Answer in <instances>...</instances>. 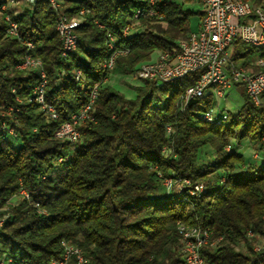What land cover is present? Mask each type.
<instances>
[{
  "label": "trees",
  "instance_id": "obj_1",
  "mask_svg": "<svg viewBox=\"0 0 264 264\" xmlns=\"http://www.w3.org/2000/svg\"><path fill=\"white\" fill-rule=\"evenodd\" d=\"M194 1L156 0L158 16L135 18L138 8H146L143 0H64L69 15L84 6L91 10L76 29V51L67 57L56 30L58 13L47 0L13 16L20 38L6 35L0 14V209L6 207L0 211V255L10 264H53L63 240L83 248V264H183L180 224L209 229L220 240L201 247L205 264H264V92L260 104L244 92L235 112L208 122L202 114L216 104L210 91L185 104L182 98L198 73L171 82H131L136 68L158 51H179L192 17H203L187 6ZM246 1L264 6V0ZM126 26L130 32L124 36ZM108 32L127 50L110 73L121 76L134 96L104 82L92 107L95 119L78 126L80 139L58 138L61 124L89 102L93 82L109 74L103 67L110 54ZM26 41L35 44L42 61L44 96L56 118L31 99L39 73L17 67ZM233 46L235 65L253 68L264 59V45L237 40ZM77 70L82 81L76 80ZM245 143L259 160L240 151ZM167 178L203 183L205 190L169 191ZM250 230L262 239L258 250ZM69 264H78L76 257Z\"/></svg>",
  "mask_w": 264,
  "mask_h": 264
},
{
  "label": "built area",
  "instance_id": "obj_2",
  "mask_svg": "<svg viewBox=\"0 0 264 264\" xmlns=\"http://www.w3.org/2000/svg\"><path fill=\"white\" fill-rule=\"evenodd\" d=\"M197 1L201 5L203 17L199 27L194 29L193 32L188 33V40L180 41V52L174 55L171 51L164 50L163 56L154 60L152 64L141 63L136 68L134 76L135 74H142V80L171 81L182 75L199 74L200 68L212 66V73H208L207 77H198L196 81L197 93L193 97H199L201 93L210 91L215 99L222 98L228 89L239 83L243 85L249 99L255 104H260L261 95L264 92V72L257 73L256 77H244L241 74V66L230 65L228 63V52L234 47L233 43L237 40L259 39L261 36L254 35L255 26H262L264 36V9L261 12H250V4H242L241 0ZM55 2L57 4V0ZM148 2H151V9H149L147 15L158 14L154 10L155 0H148ZM30 3L32 4V0H30ZM85 9L91 12L88 7H85ZM1 13H3L2 7H0ZM60 13L62 16V12ZM139 16L138 14L136 18ZM5 20L9 21L6 18V14ZM61 25H63L65 31V41L62 50L64 47L77 49L79 38H75L69 24H65L62 20ZM9 31H14L15 38H20L19 31L12 22ZM129 32L130 27L126 26L123 33ZM109 39L111 41L114 40L112 35H110ZM31 44L35 46L32 41ZM125 51L126 49L124 48L116 49V54L109 63L108 72L116 66V55H122ZM167 62H175V69H167ZM25 66H34L37 69H43L42 63L39 62V57L35 54L29 61H26ZM103 79L100 80L99 85L102 84ZM208 81H219V89H207ZM94 88L95 86L91 85V98L89 102L75 113L70 121L66 122V127L58 128L56 132L58 138L70 142H77L81 137L78 126L86 120L95 119L92 115L94 99H97L93 96ZM34 98L36 100H44L43 95ZM48 110L51 109L48 108ZM54 112H56L57 117V111ZM204 114L209 116V113ZM5 125L7 124L5 123ZM10 128L13 129L11 126ZM227 149L229 150L228 147ZM169 180H165V184L168 186L174 179L171 178ZM174 181L181 183L182 189L180 191L188 189L192 195L199 194L205 190L203 183L192 185L189 179ZM20 192L26 198H29V194L25 189H21ZM35 205L39 207V204L36 203ZM39 212L45 213V210L39 209ZM3 225L4 218L0 216V232ZM179 230L181 233L180 250L183 253V264H205L200 249L204 245L214 244L212 241V232L209 229L191 228L183 224L179 225ZM248 235L253 237L254 232L250 230ZM62 249L61 256L53 264H69L73 257H76L78 264L84 263L85 256L82 248L79 246L69 240H63ZM10 262L11 259L5 256V254L0 255V264H10Z\"/></svg>",
  "mask_w": 264,
  "mask_h": 264
},
{
  "label": "bare ground",
  "instance_id": "obj_3",
  "mask_svg": "<svg viewBox=\"0 0 264 264\" xmlns=\"http://www.w3.org/2000/svg\"><path fill=\"white\" fill-rule=\"evenodd\" d=\"M38 1L39 0H32V4H31L30 0H8V1L2 0L0 7H2L3 13L6 14V18L9 20V21H6L7 22V29H6V35L7 36H9L11 38H15V32L9 31L11 28V22L18 29V23L13 19V16L19 15L20 13H22L25 10L33 11L35 9ZM47 1L54 8V10L57 11V13H58L57 22H56V30L58 32L62 47L64 46V41H65V31H64L63 25H61L62 20L65 22V24H69L71 26V30H72V33L74 34L75 38H79V36L76 32V29L78 28V26L80 24H82L86 20L87 16L91 15V12H89L85 9L86 6L80 8L74 14L69 15L65 12L64 0H57V4H56L55 0H47ZM143 1L146 4V8L144 6L138 8L136 10L135 15H134L135 18L138 16V14L139 15L147 14L149 9H151V2H148V0H143ZM231 1H238V0H231ZM241 2H242V4H250V12H261L262 9H264V6H261V5L254 6L249 1H246V0H241ZM155 5H156V0L154 2V6ZM154 10H156L155 7H154ZM59 11L62 12V16H61V13ZM148 16H158V14H148ZM159 17L162 18V16H159ZM191 32H193V30H190L189 33H191ZM128 34L129 33H123L124 36H126ZM110 35L113 36V38H114L113 41H111L109 39ZM254 35L261 36V37L259 39L245 40L244 42L249 43V44L256 46V47L264 45V36H263L262 26H255L254 27ZM106 38H107L106 45L110 51V54H109V57L104 61L103 67H104V69L108 70L109 63H110L112 57L116 54V49H121V47L117 44V37L114 34L108 32V34L106 35ZM187 40H188V36L186 39H184L182 41H187ZM25 45H26V52L23 56L22 61L17 65V67L20 69L36 70L39 73L40 81H39L38 85L36 86V88L34 89L33 97L31 99L35 100L40 105V109L43 110L45 112V114H47L51 118H56V112H54V111H56L55 106L46 102L45 96H44L45 87L47 84V75H46V72L43 68V64H42L43 69H37V67H34V66H25L26 61H29L30 58L35 54L36 46H32L31 41H26ZM179 45H180V43H179ZM74 51H76L75 48L64 47V49L62 50V56L67 57L70 53H72ZM179 52H180V49L177 53H179ZM126 53H127V50L122 55H124ZM233 53H234V47L228 52V63L230 65H235V63L232 61ZM119 56H121V55H116V60ZM162 56H163V51H158L156 56L153 59L146 61V62H143V64H152V62L154 60H156L157 58H161ZM39 62L42 63L40 58H39ZM253 68H246V67L241 66V74H243L244 77H256L257 73L264 72V59H261V58L257 59L253 63ZM167 69H175V62H167ZM111 71L112 70H109V73ZM208 73H212V66H204V68H200L199 77H207ZM185 76H187V75H182V76H180L174 80H171V81H175V80L184 78ZM75 77H76V80L82 81V71L77 70L75 73ZM135 78H137L138 80H142V74H135ZM106 80H107V77L105 79H103V82L101 85H99L100 80H96L93 82L92 86H95V88L93 89V96L95 98H98L101 86L103 85V83ZM143 80H150V79H143ZM171 81H163V82H171ZM207 89H219V81H208L207 82ZM89 90H90V98H91V86H90ZM196 93H197V83L186 88V90L184 91V94L182 96V98L184 100V104L190 99L197 98V97H193ZM204 94L205 93H201L199 95V97L204 96ZM42 95L44 96V100H36L34 98V97H41ZM96 100L97 99H94V103L96 102ZM216 101H217V99H216ZM48 108L51 110H48ZM216 110L217 109L214 106L211 110L203 112V114H202L203 119H205L208 122H214L216 119V115H215V113L217 112ZM227 112L228 111H226V109H224V111L221 112L223 118L227 117V115H228ZM204 113H209V116H207ZM2 127L4 128V130L8 134L13 135V129H11L10 126L5 125V122H2ZM63 127H66V122L62 123L59 128H63ZM167 131L168 132L171 131L170 126H167ZM228 148L230 149L229 146H228Z\"/></svg>",
  "mask_w": 264,
  "mask_h": 264
},
{
  "label": "rangeland",
  "instance_id": "obj_4",
  "mask_svg": "<svg viewBox=\"0 0 264 264\" xmlns=\"http://www.w3.org/2000/svg\"><path fill=\"white\" fill-rule=\"evenodd\" d=\"M193 9H199L201 7V5L198 3L197 0H195L194 2L190 3L189 5H187ZM196 20H199V18H197V16H193L192 17V21L193 23L196 21ZM195 24V23H194ZM194 25H192L191 28H193ZM246 49L243 48L240 50L241 53H245ZM156 56V54L153 56V58ZM255 57V54L254 53H249L248 54V58H254ZM138 79L135 78V76L133 75V78L131 79V82L132 83H137ZM105 85H111L113 86L114 88H116L117 90H119L121 93H123V95H125L126 97H133L134 96V92L132 90V88H130L128 85L125 84V81L124 79L119 76V75H116V74H111L109 73L108 76H107V80L105 81ZM245 89L243 87V85H237L235 86V88H230L226 91V94L224 97L222 98H217V101H216V104H215V108L218 107V111L215 113V115L218 117H220V114L221 112L224 111V109H226V111H228L227 113L230 112H235L242 104L243 102V96H242V93H244ZM205 152H211V148L209 147H206L205 149ZM243 152V154L245 155V157H249L250 160H259L260 157L257 156V153L254 151V149L252 148L251 144L249 143H245L242 147H241V150ZM165 153L166 154H169L170 153V150L169 149H165ZM245 170V167H241V168H238L237 171H244ZM169 179L171 178H167V181H170ZM164 189H167V190H171L173 192H179L181 189H182V185L180 182H175L174 180H172V183L168 185L165 184V181H164ZM12 201L14 202H17L18 201V198L17 197H14L12 198ZM6 210V207H2L0 209V211H5ZM46 213V212H45ZM250 237V236H249ZM254 239L255 241L257 242V244L255 245V249L258 250L260 248H257V247H260V243H261V237L257 234L254 233ZM71 241L73 244L77 245L74 241L72 240H69ZM212 241L214 242L213 245H216L217 243H219L220 240H214L212 238ZM79 246V245H77ZM257 246V247H256ZM80 247V246H79ZM240 246H236V249H240L239 248ZM81 248V247H80ZM83 250V248H82ZM241 250L243 251H246L245 249L241 248ZM85 251L83 250V253Z\"/></svg>",
  "mask_w": 264,
  "mask_h": 264
},
{
  "label": "crops",
  "instance_id": "obj_5",
  "mask_svg": "<svg viewBox=\"0 0 264 264\" xmlns=\"http://www.w3.org/2000/svg\"><path fill=\"white\" fill-rule=\"evenodd\" d=\"M200 10H202L201 9V7L199 8ZM195 23V24H194ZM193 23V25H194V27L191 29V30H194V29H196V28H198L199 27V24H200V19L199 20H196L195 22ZM235 86H237V85H234L232 88H235ZM245 92V91H244ZM243 94L244 93H242V96H243ZM216 106H217V104H216ZM216 111H218V107H216ZM219 112V111H218Z\"/></svg>",
  "mask_w": 264,
  "mask_h": 264
}]
</instances>
